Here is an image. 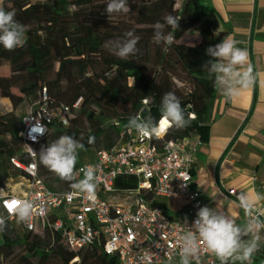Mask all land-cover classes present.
<instances>
[{
	"label": "trees",
	"instance_id": "1",
	"mask_svg": "<svg viewBox=\"0 0 264 264\" xmlns=\"http://www.w3.org/2000/svg\"><path fill=\"white\" fill-rule=\"evenodd\" d=\"M106 3L107 0H5L1 5L6 11L15 12V19L25 27L27 37L26 44L14 51L0 45V61L9 63L11 68L9 77H0L1 97L18 105L23 99L12 89H20L25 96L45 89L39 96V107L46 93L51 106L67 105L75 113L67 127L53 123L50 134L38 145L39 170L43 166L39 159L41 147L62 135L81 140L84 150L98 152L112 147L120 134L129 130L127 121L131 116H151L159 121L161 97L166 92L180 98L186 119L189 115L194 117L183 129L170 126L161 136H153L152 144L161 147L164 142L198 134L203 137L207 128L203 116L217 89L213 77L202 65L209 60L206 49L223 38L214 34L219 20L208 0H183L179 7L177 0H129L130 11L110 17L105 12ZM168 15L179 21L178 29L167 25L164 29L165 33L172 32L174 43L156 44L153 26L157 21L164 23ZM129 30L140 37L137 44L140 52L121 59L109 50L108 42L122 38ZM189 33H196L199 42L194 45L178 42ZM181 75L186 77L183 80L188 85L186 93L174 83ZM108 120H112L109 125ZM21 130L22 121L16 123L12 117L0 113V160L9 163L15 157L27 160L22 151ZM108 130L114 132L115 140L107 135ZM89 137H94L91 144ZM102 137L105 144L98 147ZM81 163L77 161L76 168ZM19 172V176L24 174ZM49 173L52 172L46 169L44 173L40 171V176ZM6 178L8 168L2 162L0 190L5 188ZM47 184L60 191L71 188L70 182L58 176ZM117 186L131 189L137 182L130 177ZM155 204L169 209L166 202ZM16 248L23 250L16 253ZM254 255L257 264H264L261 251ZM76 258L81 259L80 263H72ZM0 260L5 264H119L117 258H108L101 248L72 251L50 234L26 232L19 236L9 224L0 233Z\"/></svg>",
	"mask_w": 264,
	"mask_h": 264
},
{
	"label": "built area",
	"instance_id": "2",
	"mask_svg": "<svg viewBox=\"0 0 264 264\" xmlns=\"http://www.w3.org/2000/svg\"><path fill=\"white\" fill-rule=\"evenodd\" d=\"M4 1L0 0V6ZM71 117L69 106H51L46 93L43 104L23 117L19 135L27 160L15 157L11 163L23 171L19 185L24 189L10 194L0 190V216L25 233L50 234L72 251L101 248L119 264H179L181 237L191 230L199 209L208 206L202 192L193 186L192 164L200 143L190 137L158 147L152 144L153 136L145 138L133 130L124 131L112 147L98 151L94 160L76 168L77 180L83 179L82 169L87 166L95 170L96 188L89 197L73 188L52 189L40 176L38 145L50 134L53 123L67 127ZM169 127L167 124L158 136ZM130 177L137 182L135 188L117 186ZM229 193L234 195L235 190ZM25 200L33 203L32 215L29 221L18 223L8 205ZM168 201H184L185 216L171 217L155 204ZM257 213L264 214V206H256L253 215ZM261 217L264 219V215ZM259 251L264 257V244ZM255 262L253 255L252 264ZM0 264L5 263L0 260ZM200 264L220 262L201 245Z\"/></svg>",
	"mask_w": 264,
	"mask_h": 264
},
{
	"label": "clouds",
	"instance_id": "3",
	"mask_svg": "<svg viewBox=\"0 0 264 264\" xmlns=\"http://www.w3.org/2000/svg\"><path fill=\"white\" fill-rule=\"evenodd\" d=\"M129 0H107L105 12L108 16L121 12H128ZM173 29L179 28L176 17L168 15L164 23L157 21L154 27L153 41L156 44L163 43L170 46L174 43L172 32L165 33V26ZM140 37L129 30L122 38L108 42L109 50L121 59L136 56L140 49L137 47ZM27 42L25 27L15 19L14 11H6L0 6V45L7 51H14L23 47ZM238 41L227 36L215 45L206 49L209 60L202 68L213 77L214 87L227 99L234 100L241 93L251 88L255 83L253 68L248 64V52L237 46ZM167 51V47L165 48ZM161 116L157 121L149 116L143 118L139 115L131 116L127 121V128L135 130L141 137L158 136L167 123L176 129L188 126L191 115L186 119L181 106V100L173 92H166L161 97ZM34 139V138H33ZM94 137H89V143H93ZM84 144L70 135H62L55 141L42 146L39 151L40 163L61 180L71 183V188L92 197L96 188L95 170L92 166L82 169L83 179L77 180L76 164L79 150L84 149ZM240 207L248 218L243 225L237 224L228 216L218 213L208 206L201 207L197 213L191 230L182 237L179 251V264H200L201 245L208 253L215 256L220 264H252L253 255L264 244V220L260 219L262 213L253 215L256 205L264 201V195L257 193L255 197L246 192L238 195ZM14 207L9 211L14 212L18 223L30 220L33 203L31 201H13ZM6 219L0 216V233L5 232Z\"/></svg>",
	"mask_w": 264,
	"mask_h": 264
},
{
	"label": "crops",
	"instance_id": "4",
	"mask_svg": "<svg viewBox=\"0 0 264 264\" xmlns=\"http://www.w3.org/2000/svg\"><path fill=\"white\" fill-rule=\"evenodd\" d=\"M208 2L219 20L214 34L222 39L231 36L238 47L247 50L256 79L231 101L217 90L203 116L207 127L203 137H192L200 143L192 164L193 186L202 192L208 207L243 225L248 218L238 195H264V0ZM256 206H264V201Z\"/></svg>",
	"mask_w": 264,
	"mask_h": 264
},
{
	"label": "rangeland",
	"instance_id": "5",
	"mask_svg": "<svg viewBox=\"0 0 264 264\" xmlns=\"http://www.w3.org/2000/svg\"><path fill=\"white\" fill-rule=\"evenodd\" d=\"M179 7L183 0H177ZM179 43H184L187 45H194L197 42H199V36L196 33H189L184 38H182ZM11 75V68L9 66V63L0 61V77H9ZM186 77L181 75L179 78L175 80V85L177 88L181 89L183 92L187 91L188 85L184 83V79ZM31 91V90H29ZM45 89L41 91L44 92ZM12 92L17 96L22 98V102H20L18 105H14L9 99L2 98L0 95V113L4 116H10L14 119V121L17 123L19 121H22L23 117L31 112H34L38 109L40 104V90H36L35 92H30L26 96L21 92L20 89L14 88L12 89ZM186 93V92H185ZM19 99V98H18ZM75 117V113L72 114V118ZM86 123V122H85ZM112 123V120H108L107 125ZM88 123H86V127L88 128ZM107 135H110L113 140H115V134L113 131L108 130ZM6 139H10L9 135H5ZM75 138V137H74ZM105 144V138L102 137L100 141H98V147H103ZM96 151L94 149H88V150H79L78 155V161L81 162H90L95 159ZM4 162L6 167L8 168V178L5 179V193H20L22 189H24L23 185H19L21 183L20 176L18 175L20 172L13 167V165L9 162H7L5 159L2 161L0 160V164ZM46 167L42 166L40 167V171L44 173L46 171ZM56 177L54 173H49L43 175V180L48 183L52 182V179ZM55 186V185H54ZM57 186V185H56ZM169 209L168 214L171 217L174 218H181L185 216L186 211H181V207H184L186 203L184 201H168L167 202ZM17 224V223H16ZM18 225V224H17ZM16 232L19 236H22L25 232H23L21 227L16 228ZM23 250V248H16V253H20ZM81 259H78L77 263H80Z\"/></svg>",
	"mask_w": 264,
	"mask_h": 264
},
{
	"label": "snow or ice",
	"instance_id": "6",
	"mask_svg": "<svg viewBox=\"0 0 264 264\" xmlns=\"http://www.w3.org/2000/svg\"><path fill=\"white\" fill-rule=\"evenodd\" d=\"M14 205H15V202H12V203L9 204L8 206H9V208L11 209L12 207H14Z\"/></svg>",
	"mask_w": 264,
	"mask_h": 264
},
{
	"label": "bare ground",
	"instance_id": "7",
	"mask_svg": "<svg viewBox=\"0 0 264 264\" xmlns=\"http://www.w3.org/2000/svg\"><path fill=\"white\" fill-rule=\"evenodd\" d=\"M167 123L164 125V128L166 127Z\"/></svg>",
	"mask_w": 264,
	"mask_h": 264
}]
</instances>
